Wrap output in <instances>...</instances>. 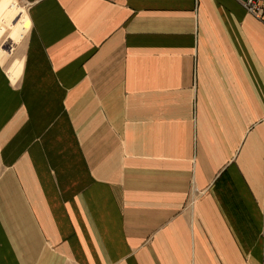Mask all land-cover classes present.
Wrapping results in <instances>:
<instances>
[{"label":"crops","instance_id":"1","mask_svg":"<svg viewBox=\"0 0 264 264\" xmlns=\"http://www.w3.org/2000/svg\"><path fill=\"white\" fill-rule=\"evenodd\" d=\"M0 264H264V25L0 0Z\"/></svg>","mask_w":264,"mask_h":264},{"label":"built area","instance_id":"2","mask_svg":"<svg viewBox=\"0 0 264 264\" xmlns=\"http://www.w3.org/2000/svg\"><path fill=\"white\" fill-rule=\"evenodd\" d=\"M244 10L264 25V0H237Z\"/></svg>","mask_w":264,"mask_h":264}]
</instances>
